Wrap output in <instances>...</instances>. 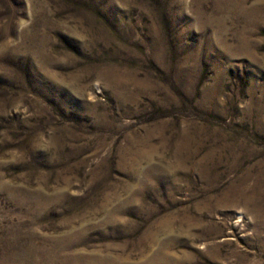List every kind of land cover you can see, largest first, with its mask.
<instances>
[{
	"label": "rangeland",
	"instance_id": "obj_1",
	"mask_svg": "<svg viewBox=\"0 0 264 264\" xmlns=\"http://www.w3.org/2000/svg\"><path fill=\"white\" fill-rule=\"evenodd\" d=\"M0 264H264V0H0Z\"/></svg>",
	"mask_w": 264,
	"mask_h": 264
}]
</instances>
